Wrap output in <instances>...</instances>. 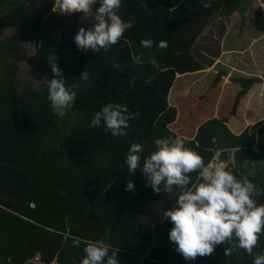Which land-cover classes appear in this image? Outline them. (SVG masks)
Listing matches in <instances>:
<instances>
[{
	"label": "trees",
	"instance_id": "trees-1",
	"mask_svg": "<svg viewBox=\"0 0 264 264\" xmlns=\"http://www.w3.org/2000/svg\"><path fill=\"white\" fill-rule=\"evenodd\" d=\"M54 4L0 0V48L7 42L5 52L0 51V264H32L29 260L37 255L44 263L57 259L72 264L75 257L80 264L84 247L96 240L110 245L109 254L117 252L120 264H252L254 256L264 255L262 234L251 256L242 249L226 256L228 245L221 244L209 257L185 260L169 240L172 222L162 220L180 190L163 192L162 185L158 194L140 169L132 175L125 163L133 143L144 146L142 164L155 150L156 139L179 137L205 164L217 151L224 162L235 151V164L226 169L264 188L259 163L264 162V121L239 136L213 116L215 89L224 73L206 94L185 101L183 119L178 118V106L168 105L179 75L208 69L195 46L213 18L239 13L245 19L254 7L256 30L264 32L260 0H211L209 8L202 0H122L119 15L125 21L134 19L133 27L119 43L99 53L81 51L74 43L78 30L92 23L83 20L82 13L53 12ZM144 39L166 40L169 47L142 48ZM29 43L36 47L32 56L25 48ZM50 63L58 64L66 87L77 94L74 106L63 113L52 110L49 84L34 89L18 78L21 64L32 79L42 81L47 72L53 78ZM85 70L89 81L79 77ZM236 82L242 89L223 116H236L243 97L260 79ZM109 103L139 114L129 121L126 136L113 137L103 123L89 126ZM254 164L256 172L250 174ZM129 180L134 181V192L125 190ZM192 181L197 182L196 173ZM255 199L264 204V195ZM76 239L79 248L72 247Z\"/></svg>",
	"mask_w": 264,
	"mask_h": 264
},
{
	"label": "clouds",
	"instance_id": "clouds-1",
	"mask_svg": "<svg viewBox=\"0 0 264 264\" xmlns=\"http://www.w3.org/2000/svg\"><path fill=\"white\" fill-rule=\"evenodd\" d=\"M122 0H55L53 12L61 15L82 13V19L90 21L91 27H81L75 34L74 43L84 52H107L131 29L134 19L125 21L119 15ZM202 6L211 7V0ZM142 48L153 46L160 50L169 47L166 40L156 43L152 39L140 41ZM179 56L181 53L176 52ZM139 58H137L138 60ZM53 78L49 80L48 100L54 113H61L74 106L77 94L69 91L66 80L57 63H50ZM89 81L90 73L85 70L79 76ZM122 105L111 103L97 111L90 121V127L104 130L113 137L127 135L129 121L138 117ZM215 142V140L213 141ZM144 146L131 144L125 163L130 174L140 169L147 178V185L154 192L171 193L180 190L175 199V206L163 213L162 220H170L173 227L169 240L175 245V251L185 260H196L197 257H209L216 246L226 244L225 255L242 249L248 255L253 254L264 234V204L258 205L255 197L264 195V188H259L247 177L238 179L230 170L217 164L214 168L204 158L186 147L184 140L171 136L155 140V150L143 158ZM221 152L215 153L219 158ZM197 174L193 183L192 174ZM126 191H135L134 181L129 180ZM81 241L76 239L73 248H79ZM85 256L80 264H120L117 252L110 253V245L103 240L89 242L83 249ZM72 264H77L75 257ZM252 264H264V255H256Z\"/></svg>",
	"mask_w": 264,
	"mask_h": 264
},
{
	"label": "crops",
	"instance_id": "crops-1",
	"mask_svg": "<svg viewBox=\"0 0 264 264\" xmlns=\"http://www.w3.org/2000/svg\"><path fill=\"white\" fill-rule=\"evenodd\" d=\"M260 2L261 6H263L264 8V0H261ZM218 17L225 19V26L223 27L224 32L220 34L219 37H216V41H219L218 46L220 50V53L216 56L228 57V53L233 54L231 52H247L248 50H250L249 52H252V55H250L249 59L252 61L253 66H255L254 63L257 64L256 62H258L260 68L263 67V69H259V71L256 69L255 72L258 74L264 73V32L256 30L255 8L250 7V9H248V11L245 13V19H242L239 13H234L229 18H226L224 16ZM218 17H215L210 21V26L204 31V34L200 38L198 43H200L202 39L205 38L206 34L208 35L209 30L213 27L215 22L219 20ZM216 18H218V20ZM197 44L195 46V49H197ZM212 66L213 63L211 65H208V69L204 71L179 75L178 79L183 78L184 80L185 77L194 79V81L190 79L189 83H186L187 85H184L182 89L184 93L186 92V90H188L191 94H206L210 90L211 86L209 87L208 84H205L204 77L197 79L196 76L200 73L208 71L209 69H212ZM242 70H244V76L242 78L260 79V82L256 83L248 91L247 95L243 97L238 107L236 116H223L222 104L225 101L227 91L229 89L233 91L230 98L231 100H234V98L238 95V92H236V90L239 89V86L237 85L239 83H236V79L238 78H232L231 80V78L229 77V72L225 73L224 71H222L221 73H224L225 76L219 84L218 89H215V91L218 93V102L216 103L215 112L213 113L214 117H218L219 119L224 120L230 130L237 135L242 134L250 127L264 121V76L249 74L245 69ZM199 84H202L203 87H198ZM199 88H202V93L197 90ZM219 102L221 103L220 107ZM246 104L247 107L245 111L241 112L242 107H244V105ZM255 149L257 152H261L258 147H256Z\"/></svg>",
	"mask_w": 264,
	"mask_h": 264
},
{
	"label": "rangeland",
	"instance_id": "rangeland-1",
	"mask_svg": "<svg viewBox=\"0 0 264 264\" xmlns=\"http://www.w3.org/2000/svg\"><path fill=\"white\" fill-rule=\"evenodd\" d=\"M240 17L242 19L244 18L242 16H240ZM218 18H219V20H218ZM218 18H216L218 21L216 20L217 22H215L213 27L209 30L208 35L206 34L205 38L202 39V41L197 44L198 45L197 49H195L196 53L198 54V59L201 62H204L207 65H211L213 63L212 69H209L208 71H206L204 73H200L199 75L196 76V78L198 79V78L204 77L205 84H208L209 87H210V86H212L214 84L215 78L222 71H224L225 73L229 72V77L231 78V80H232V78H242L244 76L243 75V71L244 70H242V69H245L249 74H257L259 76L260 75L264 76V73L258 74V73L255 72L256 69L259 71V69H263V67L260 68L258 62H256L257 64H255L253 62L254 65H255V66H253L252 61L249 59L250 55H252V52H249L250 50H248L247 52H237V53L236 52H231L233 54L228 53V55H227L228 57L216 56V55H218L220 53L219 46H218L219 41H216V37H219V35L224 32L223 27L225 26V19L224 18H220V17H218ZM10 33H11V31H9L7 35H9ZM6 44H7V42H4V43L1 44L2 46H4V47L0 48L1 52H5V45ZM25 48H26L28 56L34 55V53L36 51L35 43L26 44ZM26 68H27V66L21 64L20 73L18 74L19 75L18 78L25 85L29 84L34 89H39L44 83L49 84V80L52 79V76L48 72L45 74V78L42 81L32 79L28 75V73H26V71H25ZM247 68H248V70H247ZM245 74H246V72H245ZM247 76H249V75H247ZM190 79L192 81H194V79H192L190 77H185L184 80H183V78L182 79L179 78L178 80H176L175 86L171 90L170 95H169L168 105H169V107L178 106V108H179L178 118L182 115V119H183V115H184V112L182 111L183 110V105H184L186 100H188L189 98H191L192 95H194V93L191 94L188 90H186L185 93L182 90L184 85H187L186 83H189ZM197 81H199V80H197ZM237 85L239 86V89L236 90V92L239 93L241 91L242 87H241L240 84H237ZM198 87H203V85L199 84ZM201 89L202 88H199L197 90L200 93H202ZM232 93H233V91L230 90V89L227 91V94H226V97H225V101L222 104L223 111H225L226 108L230 106V103H232L231 102V98H230ZM201 95H203V94H201ZM219 104H220L219 105V107H220L221 103L219 102ZM61 113H63V112H61ZM184 119H185V117H184ZM246 131L247 130H245L244 132H246ZM242 134H240V135H242ZM235 161H236L235 160V151H233V152H231L230 159L228 161H226V162L222 161L220 156H219L218 159L214 157V159L212 160L211 164H212L213 168L217 164H219V165L223 166L226 169V167L230 163L235 164ZM259 163H260L261 168L264 169V162H259ZM257 165L258 164H254V165L251 166V170L249 171L250 174H255V172H256V170H255L256 168L255 167Z\"/></svg>",
	"mask_w": 264,
	"mask_h": 264
},
{
	"label": "built area",
	"instance_id": "built-area-1",
	"mask_svg": "<svg viewBox=\"0 0 264 264\" xmlns=\"http://www.w3.org/2000/svg\"><path fill=\"white\" fill-rule=\"evenodd\" d=\"M29 263H32V264H59L57 259L53 260L51 263H44L41 261V258L39 257V255H37L33 259L29 260Z\"/></svg>",
	"mask_w": 264,
	"mask_h": 264
}]
</instances>
